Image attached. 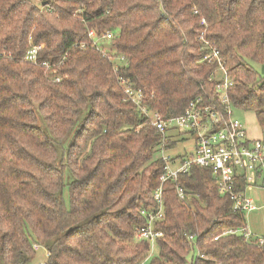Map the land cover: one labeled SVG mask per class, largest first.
<instances>
[{
	"label": "trees",
	"instance_id": "obj_1",
	"mask_svg": "<svg viewBox=\"0 0 264 264\" xmlns=\"http://www.w3.org/2000/svg\"><path fill=\"white\" fill-rule=\"evenodd\" d=\"M89 30L111 32L123 60L103 57ZM209 44L219 61L202 59ZM33 45L59 82L24 60ZM249 61L264 67V0H0V264H29L34 245L47 252L41 264L142 261L139 210L160 183V133L118 78L169 117L209 97L222 67L231 107L254 111L264 129V79ZM176 184L189 201L163 183V235L146 264H186L193 249L191 264H264V245L222 235L245 221L211 168L192 166Z\"/></svg>",
	"mask_w": 264,
	"mask_h": 264
},
{
	"label": "built area",
	"instance_id": "obj_2",
	"mask_svg": "<svg viewBox=\"0 0 264 264\" xmlns=\"http://www.w3.org/2000/svg\"><path fill=\"white\" fill-rule=\"evenodd\" d=\"M200 25H205V22L201 20ZM87 35L91 46L100 51L103 57L110 61L123 60V57H118L114 51L105 49L102 45L101 40L111 39V32L97 36L94 30H89ZM80 47L84 48L85 45L81 44ZM208 47L211 50L202 59L209 62L219 61V51L210 44ZM39 49L40 45L31 46L25 52L24 60L42 66L46 75L51 76L54 82H59L60 77L56 75L57 70L53 64L38 60ZM114 69L116 70L117 66L114 65ZM215 78L217 80L209 97L197 96L189 101L182 113L169 117H163L158 111L148 108L144 104L142 91L133 88L122 77L118 78L125 99L160 133L157 156L163 162L160 183L151 193L154 204L139 210L145 223L138 228L136 238L147 241L149 250L145 258L135 264H146L154 253L157 239L163 235L158 226L164 216L163 183L172 181L177 198L186 204L189 195L181 185L176 184V180L179 174L188 172L192 166L211 168L218 183L219 193L228 195L233 203V210L241 213L243 217L245 213L258 209L253 199L247 197V193L256 186H264V139L249 137L244 124L232 117L228 91L233 81L225 74ZM188 136L193 138V150L171 155L170 150ZM172 142L174 146L170 147ZM239 182L244 185L243 191L234 190ZM226 234H239L245 241H253L258 246L264 245V238L252 234L246 225L226 229L222 235ZM218 237L215 236L213 240ZM187 239L194 244V235H188ZM38 248L34 245L35 250Z\"/></svg>",
	"mask_w": 264,
	"mask_h": 264
},
{
	"label": "rangeland",
	"instance_id": "obj_3",
	"mask_svg": "<svg viewBox=\"0 0 264 264\" xmlns=\"http://www.w3.org/2000/svg\"><path fill=\"white\" fill-rule=\"evenodd\" d=\"M102 39V38H100ZM103 41V47L109 49L108 40ZM249 65L256 71L259 78L264 79V67L256 62L249 61ZM215 77L224 76L223 69L217 68L214 72ZM232 117L240 120L251 138L264 139V129L257 122L255 112L252 110H243L237 107H231ZM193 150V138L186 137L181 143H178L170 150L171 155L184 154ZM247 197L253 199L258 209L245 213V225L257 237L264 238V186H256L247 193ZM68 203V201H66ZM138 241H140L138 239ZM197 251L191 250L187 256L186 264H191V257H196ZM47 252L44 247H39L35 252L33 260L29 264H41L46 261Z\"/></svg>",
	"mask_w": 264,
	"mask_h": 264
}]
</instances>
